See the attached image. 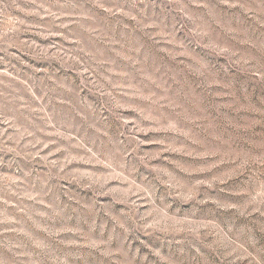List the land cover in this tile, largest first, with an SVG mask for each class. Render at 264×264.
I'll return each mask as SVG.
<instances>
[{"label": "rangeland", "instance_id": "obj_1", "mask_svg": "<svg viewBox=\"0 0 264 264\" xmlns=\"http://www.w3.org/2000/svg\"><path fill=\"white\" fill-rule=\"evenodd\" d=\"M0 264H264V0H0Z\"/></svg>", "mask_w": 264, "mask_h": 264}]
</instances>
